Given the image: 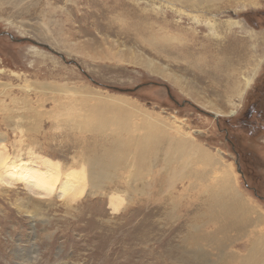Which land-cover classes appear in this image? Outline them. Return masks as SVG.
<instances>
[{
	"label": "rangeland",
	"instance_id": "1",
	"mask_svg": "<svg viewBox=\"0 0 264 264\" xmlns=\"http://www.w3.org/2000/svg\"><path fill=\"white\" fill-rule=\"evenodd\" d=\"M63 87L74 93L57 91ZM115 102L133 123H164L167 133L220 158L264 214V0H0V154L63 168L80 154L94 156L102 144L89 114L108 118L113 129ZM70 111L85 124H65ZM161 172L117 209L111 183L92 191L87 181L69 200L59 191L61 173L49 197L27 182L1 180L0 264H183L180 244H201L214 257L216 243L194 239L203 234L190 226L205 196L189 190L193 178L168 191ZM122 175L132 187L131 175ZM245 241L231 251L240 254Z\"/></svg>",
	"mask_w": 264,
	"mask_h": 264
},
{
	"label": "bare ground",
	"instance_id": "2",
	"mask_svg": "<svg viewBox=\"0 0 264 264\" xmlns=\"http://www.w3.org/2000/svg\"><path fill=\"white\" fill-rule=\"evenodd\" d=\"M250 82L248 80L247 86ZM235 88L237 89V87ZM58 90L63 92V94L64 92L66 94L74 93V90H69L68 87L58 88ZM226 90V92L231 91L230 95L235 93L233 92L234 87H228ZM238 94L241 95L240 92ZM117 104L119 103L111 104V107L116 111L115 118L119 122L118 124L114 123L113 129L109 127L108 118L102 119L100 116L98 117L99 113L89 114L96 118L90 119L89 125L100 137V140H98L100 143L98 144H102L98 151L94 150V153L91 151L94 156L90 155L91 157H87L88 154H80L82 159L79 158L80 160H77L75 158L69 165H64V168L60 167L61 164L59 165L58 162L52 163L49 160H41L43 165L39 164V167H33L23 162L20 157L16 158V155L11 159L6 157L5 152H2L0 154V181L21 180L25 184L28 183L29 185L27 186L36 194L49 197L54 190L56 182L61 178V173V175L64 174V177L59 191L61 194H67L69 200H73L77 198V195L80 196L82 194L87 181L92 191L101 190L104 184L111 183L110 187L113 190L109 194L110 204L112 209H117L118 204L123 200H127L128 196H130L129 199H133L135 194L145 193L147 186L152 187L155 180V176H152L154 172L162 170L165 175V177L163 176L164 183L168 191L174 187L173 183L184 179L188 181L193 178V181L187 183L190 187L189 190H196L198 196H205L202 204L200 203L201 205H198L193 213L194 215L196 214L198 220L190 223L193 231L197 232L200 230L203 235L193 237L196 240L205 239L207 246H210L212 242L216 243L218 252L213 257L211 253L199 250V248L201 249V244L195 247L180 244L176 251L179 253L180 263L227 264L228 260L238 256L241 257L240 264H264V231L258 230L260 221L264 219V214L255 210V206L250 204L243 194L240 193L235 183L234 170L227 167L220 158L201 146L184 141L186 136L182 134L174 135L171 132L167 133L165 128L168 126L164 123L156 122L149 117H144L141 122L133 123L134 121H130L125 113L126 110ZM208 106L214 109L212 105ZM64 109L68 110L67 107ZM229 112L233 114L235 108L230 109ZM67 115L65 124L79 126L85 124L80 123L81 120H79L75 111H70ZM87 118H85L84 122H88ZM15 125L19 127L18 123H15ZM136 129L143 130V132H136ZM82 142L84 143V141ZM93 146L95 148V145ZM129 158H131L130 162L127 161ZM131 167L132 170H130ZM139 170L144 171L143 175H140L141 172ZM124 171L131 175L132 187L128 185L126 179L124 181L121 180L122 172ZM163 178L160 177V183H163ZM121 186L122 188H120ZM196 186H200V188ZM161 189L165 188L162 186ZM170 203L171 207L174 208L175 199L174 201L171 200ZM34 208L39 210V206H34ZM16 210L31 218L36 216L33 208L21 209L17 205ZM168 210L172 218V212L170 209ZM206 222H213L214 224V228L209 232L208 229L204 230L203 227ZM252 229H257L259 233L256 236L248 237V232ZM230 231L233 232L231 236ZM191 234L194 235V233ZM243 237L246 238L244 251L242 248L239 250L241 251L240 254H235L234 251H231L234 249L230 246L237 239ZM227 239L229 240L228 243H226ZM228 248L229 255H225L224 250ZM232 252L235 255L230 256Z\"/></svg>",
	"mask_w": 264,
	"mask_h": 264
},
{
	"label": "flooded vegetation",
	"instance_id": "3",
	"mask_svg": "<svg viewBox=\"0 0 264 264\" xmlns=\"http://www.w3.org/2000/svg\"><path fill=\"white\" fill-rule=\"evenodd\" d=\"M250 104V103H249ZM251 104H252V102H251Z\"/></svg>",
	"mask_w": 264,
	"mask_h": 264
}]
</instances>
